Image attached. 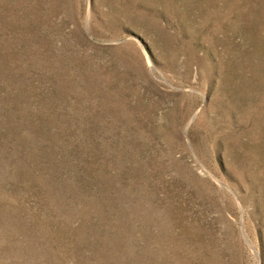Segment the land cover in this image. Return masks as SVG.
<instances>
[{"label": "rangeland", "instance_id": "obj_1", "mask_svg": "<svg viewBox=\"0 0 264 264\" xmlns=\"http://www.w3.org/2000/svg\"><path fill=\"white\" fill-rule=\"evenodd\" d=\"M0 264H264V0H0Z\"/></svg>", "mask_w": 264, "mask_h": 264}]
</instances>
